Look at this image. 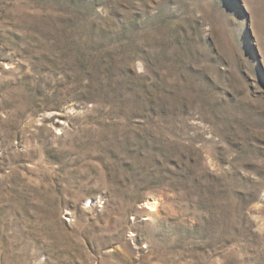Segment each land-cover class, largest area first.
Returning a JSON list of instances; mask_svg holds the SVG:
<instances>
[{
    "label": "rangeland",
    "instance_id": "374dc122",
    "mask_svg": "<svg viewBox=\"0 0 264 264\" xmlns=\"http://www.w3.org/2000/svg\"><path fill=\"white\" fill-rule=\"evenodd\" d=\"M0 264H264V0H0Z\"/></svg>",
    "mask_w": 264,
    "mask_h": 264
},
{
    "label": "bare ground",
    "instance_id": "6f19581e",
    "mask_svg": "<svg viewBox=\"0 0 264 264\" xmlns=\"http://www.w3.org/2000/svg\"><path fill=\"white\" fill-rule=\"evenodd\" d=\"M146 205L148 206V208H151V209L155 210V209H156L155 207L158 205V202H154L153 205H150V204L147 202Z\"/></svg>",
    "mask_w": 264,
    "mask_h": 264
}]
</instances>
